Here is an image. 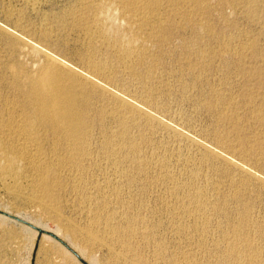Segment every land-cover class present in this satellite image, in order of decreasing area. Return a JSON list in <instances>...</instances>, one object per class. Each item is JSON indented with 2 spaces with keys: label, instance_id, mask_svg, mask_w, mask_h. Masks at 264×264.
Here are the masks:
<instances>
[{
  "label": "rangeland",
  "instance_id": "374dc122",
  "mask_svg": "<svg viewBox=\"0 0 264 264\" xmlns=\"http://www.w3.org/2000/svg\"><path fill=\"white\" fill-rule=\"evenodd\" d=\"M138 1L0 0V209L91 264H264V0ZM51 66L80 78L75 148L27 101ZM63 248L0 219V264H80Z\"/></svg>",
  "mask_w": 264,
  "mask_h": 264
},
{
  "label": "bare ground",
  "instance_id": "6f19581e",
  "mask_svg": "<svg viewBox=\"0 0 264 264\" xmlns=\"http://www.w3.org/2000/svg\"><path fill=\"white\" fill-rule=\"evenodd\" d=\"M102 1H104V0H102ZM106 1V0H105ZM107 1H109V0H107ZM112 0H110V2H111ZM128 1V0H127ZM97 2V1H96ZM125 2V1H124ZM137 2L138 3H140V1H138L137 0ZM88 3V2H87ZM86 3V4H87ZM99 3V2H98ZM100 3H101V1H100ZM100 3H99V5H100ZM104 3V2H103ZM107 3V2H106ZM109 3V2H108ZM126 3V2H125ZM133 3H135V2H133V0H132V4ZM89 4V3H88ZM93 4V3H92ZM91 4V5H92ZM95 4V3H94ZM110 4V3H109ZM131 4V3H130ZM145 4V3H144ZM97 5V4H96ZM102 5V4H101ZM105 5V4H104ZM134 5V4H133ZM137 5V4H136ZM136 5H134V6H136ZM139 5V4H138ZM138 5L136 6V7H138ZM93 6V5H92ZM95 6V5H94ZM113 6V5H112ZM125 6V5H124ZM140 6V5H139ZM86 7H87V5H86ZM89 7V6H88ZM88 7H87V11H90V9H88ZM91 7V6H90ZM97 8H98V6H96ZM103 7V6H102ZM106 7H107V5H106ZM129 7V6H128ZM94 8V7H93ZM96 8V9H97ZM104 8V7H103ZM102 8V9H103ZM108 8V7H107ZM114 8V7H113ZM148 8V7H147ZM150 8V7H149ZM95 9V8H94ZM99 9H101V8H99ZM129 9V8H128ZM134 9V8H133ZM138 9V8H137ZM98 10V9H97ZM104 10V9H103ZM102 10V11H103ZM132 10V8H130V11ZM135 10H136V8H135ZM96 11V10H95ZM102 11H100V12H102ZM106 11V10H105ZM107 11H109V12H111L110 10H107ZM106 11V12H107ZM134 11V10H133ZM99 12V13H100ZM105 12V13H106ZM88 13V12H87ZM93 13V12H92ZM130 13V12H129ZM89 14V13H88ZM102 14H104V13H102ZM107 14V13H106ZM116 14V13H115ZM99 15V14H98ZM87 16V15H86ZM100 16V15H99ZM98 16V17H99ZM105 17H99V20H98V23H99V25H98V28H96V29H98L97 30V33H98V36L99 37H102V38H104V42H106L105 40H108L109 41V43L110 42H114V45H113V43H112V45L114 46V48L115 47H117V49H118V52L122 55V56H125V57H129L130 58V56L132 55V54H134L135 52H136V48L134 47L135 45L133 44L132 45V42H131V40H130V42H126V43H121V44H119V43H117V41L115 40V39H113V36H111V35H113V34H111L110 35V33L108 32V30H109V27H105V21L107 20V16H109V15H104ZM81 17H83V16H81ZM88 17H90V16H88ZM92 17V16H91ZM95 17V16H94ZM97 17V18H98ZM84 19H85V17H83ZM83 18H82V22L84 21V23H85V21H87L86 19L85 20H83ZM97 18H95L96 20H97ZM89 19V18H88ZM91 19H93V18H91ZM90 19V20H91ZM109 19V18H108ZM110 20V19H109ZM115 20H116V18H115ZM80 21H81V19H80ZM111 21H113V18L110 20V22ZM143 21H144V19H143ZM151 21V20H150ZM81 22V24H83ZM90 22V21H89ZM93 22H95L94 20H93ZM92 21L90 22V23H93ZM97 22V21H96ZM109 22V21H108ZM112 23V22H111ZM80 24V25H81ZM86 25H88L89 23H85ZM108 24V23H107ZM106 24V25H107ZM136 24V23H135ZM149 24V23H148ZM152 24V23H151ZM93 25H95V24H93ZM92 25V26H93ZM96 25H97V23H96ZM134 25V24H133ZM89 26V25H88ZM108 26H110V24L108 25ZM129 26V25H128ZM81 27H83V26H81ZM106 28H107V30H106ZM94 29V28H93ZM83 30L85 31V29L83 28ZM87 30V29H86ZM95 30V29H94ZM88 31V30H87ZM87 31H85V32H87ZM90 31H92L91 30V28H90ZM110 31V30H109ZM95 32V31H94ZM111 32V31H110ZM151 32V31H150ZM149 32V33H150ZM88 33V32H87ZM86 33V34H87ZM92 34V32L90 33V35ZM96 35V34H95ZM94 35V36H95ZM98 37V38H99ZM86 38H89V37H86ZM92 38H94V37H92ZM95 38H96V36H95ZM114 38H115V36H114ZM117 39L119 40V38L117 37ZM130 39V38H129ZM89 40V39H88ZM95 39H92V41H94ZM99 40H101V38L99 39ZM102 41V40H101ZM100 41V42H101ZM102 41V42H103ZM89 42L90 41H88L87 43H88V45H90L89 44ZM95 42V41H94ZM100 42L98 43L99 45H100ZM124 42V41H123ZM134 42V41H133ZM96 43V42H95ZM92 44V43H91ZM138 44V43H137ZM93 45V44H92ZM94 45H96V44H94ZM103 45H105V44H103ZM108 46H110V44H107ZM111 45V46H112ZM91 46V45H90ZM89 46V47H90ZM101 46V45H100ZM99 46V47H100ZM90 48H92V47H90ZM90 48H89V50H90ZM95 48H98V46L97 47H95ZM110 48H112V47H110ZM113 49V48H112ZM111 49V50H112ZM92 50V49H91ZM91 50L89 51V52H91ZM95 50H97V49H95ZM109 50V49H108ZM110 50V51H111ZM116 50V49H115ZM114 50V51H115ZM98 51V50H97ZM96 51V52H97ZM113 51V50H112ZM138 51V50H137ZM94 52V51H93ZM119 53L117 54V55H119ZM139 53V52H138ZM91 55H92V52L90 53ZM95 54V53H94ZM140 54V53H139ZM138 54V55H139ZM147 54V53H146ZM135 55H136V53H135ZM141 55V54H140ZM88 56V55H87ZM94 56V55H93ZM117 57V56H116ZM132 57H134V56H132ZM142 57V56H141ZM87 58V57H86ZM90 58H92L91 56H90ZM95 58H96V56H95ZM118 58V57H117ZM120 58H121V56H120ZM93 59V58H92ZM97 59V58H96ZM125 59V58H124ZM127 59V58H126ZM134 59V58H133ZM100 59H98V61H99ZM113 60V59H112ZM131 60V59H130ZM138 60V59H137ZM142 60V59H141ZM94 61V60H93ZM96 61V60H95ZM94 61V62H95ZM108 61V60H107ZM91 62V61H90ZM89 62V63H90ZM97 62V61H96ZM95 62V63H96ZM99 62H101V61H99ZM99 62H98V64H99ZM110 62V61H109ZM122 62V61H121ZM120 62V63H121ZM126 61H123V63H125ZM93 63V62H92ZM94 63V64H95ZM103 63V62H102ZM130 63V62H129ZM144 63V62H143ZM104 64H105V62H104ZM122 64V63H121ZM125 64H127V63H125ZM93 65V64H92ZM103 65V64H102ZM128 65V64H127ZM126 65V66H127ZM94 66V65H93ZM124 66V65H123ZM130 66H131V64H130ZM95 67H97V64H95ZM99 67V66H98ZM97 67V68H98ZM72 68V67H71ZM123 68H125V67H123ZM67 69V68H66ZM90 69V68H89ZM94 69V68H93ZM96 69V68H95ZM111 69V68H110ZM108 70V69H107ZM93 71V70H92ZM64 72V71H63ZM104 72V71H103ZM103 72H101V73H103ZM106 72V71H105ZM73 73H74V71H73ZM73 73L71 72V73H69L68 75H65V74H62V73H60L59 72V70L57 69V67L56 66H51V67H49V68H46L45 67V69L44 70H42L41 71V73L38 75V76H30L29 77V79H30V81H31V86H30V82H29V85L28 86H30V90L28 91V97L27 98H29L27 101L29 102V100H30V105L33 107V115H32V118L34 119V120H38V122L39 123H41L42 125H44L45 127H47V128H53V129H55L56 131L57 130H62L63 131V133L65 132L66 134H67V136L70 138V140L69 141H71L72 140V142H69L70 144H72L73 142V147L75 148L76 146H77V144H79L80 145V143H82V142H79V143H77L78 141H80V140H82V138H84L85 136L84 135H86L87 133H86V131H87V129H89L88 128V125H87V119L88 118H86V113L82 110V108H80L79 107V105H78V100H79V98H80V95H81V93H79L78 92V89H79V86H78V80L80 79L79 77V79L78 80H76L75 78H74V75H73ZM91 73V72H90ZM111 73V72H110ZM76 74V73H75ZM101 75L100 73H97V75ZM30 75H32V74H30ZM88 75H90V74H88ZM91 75H93V72H92V74ZM94 75H96L95 73H94ZM108 75V74H107ZM113 75V74H112ZM103 76V75H102ZM82 77V76H81ZM97 77H99L100 78V76H97ZM28 78V77H27ZM86 78V77H85ZM91 78V77H90ZM89 78V79H90ZM99 78H95L96 80L97 79H99ZM103 78V77H102ZM101 78V79H102ZM112 78V77H111ZM92 79V78H91ZM94 79V78H93ZM107 80V79H106ZM83 80H81L80 82H82ZM87 81H88V79H87ZM18 82V81H17ZM88 82H90V80L88 81ZM87 82V83H88ZM93 82V81H92ZM99 83H101V82H99ZM15 85H17L16 84V81H15V83H14ZM85 84V83H84ZM93 84V83H92ZM81 85H82V83H81ZM83 86V85H82ZM85 86V85H84ZM88 86H89V83H88ZM87 86V87H88ZM95 86V85H94ZM22 88V87H21ZM86 88V87H85ZM84 88V89H85ZM87 89V88H86ZM85 89V90H86ZM81 91H82V89H81ZM104 91V90H103ZM88 92V91H87ZM86 92V93H87ZM20 93V92H19ZM94 94V93H93ZM98 94V93H97ZM113 95V94H112ZM121 95V94H120ZM116 97V96H115ZM124 98V97H123ZM122 98V99H123ZM121 99V100H122ZM118 100V99H117ZM124 100H125V98H124ZM130 101V100H129ZM146 101V100H145ZM117 102V101H116ZM122 102V101H121ZM143 102V101H142ZM26 103V102H25ZM86 103V102H85ZM118 103H120V101L118 102ZM145 104H146V102H144ZM148 103V102H147ZM123 104V103H122ZM121 104V105H122ZM126 104H127V102H126ZM135 104V103H134ZM29 105V104H28ZM109 105V104H108ZM125 105V104H124ZM131 105V106H130ZM129 105V103H128V105L127 106H130V107H132V109H134L135 107H136V105H135V107L134 106H132V102H131V104ZM144 105V104H143ZM142 105V106H143ZM148 105H149V103H148ZM30 106V107H31ZM86 106V105H85ZM87 106H88V104H87ZM145 106V105H144ZM124 107V106H123ZM129 107V108H130ZM90 108V107H89ZM149 108V107H148ZM2 109V108H1ZM32 109V108H31ZM126 109H128V108H126ZM136 109V108H135ZM107 110V109H106ZM113 110V109H112ZM140 110V109H139ZM86 111V110H85ZM103 111V110H102ZM113 111H115V110H113ZM122 111V110H121ZM125 111H127V110H125ZM130 111V110H129ZM143 111V110H142ZM150 111V110H149ZM90 112V111H89ZM107 112H109V111H107ZM132 112V111H131ZM136 112V110L134 111L133 110V115L134 114H136L135 113ZM122 113V112H121ZM88 114V113H87ZM107 114H109V113H107ZM127 114H129V113H127ZM126 114V115H127ZM131 114V113H130ZM89 115V114H88ZM95 115V114H94ZM118 115V114H117ZM132 115V116H133ZM12 116V115H11ZM10 116V117H11ZM31 116V115H30ZM103 116V115H102ZM135 116V115H134ZM13 117V116H12ZM90 117V116H89ZM123 117V116H122ZM121 117V118H122ZM139 117V116H138ZM29 117H27L26 119H28ZM136 118V117H135ZM11 120H12V118H11ZM14 120V119H13ZM89 120L91 121V119L89 118ZM121 120V119H120ZM119 120V121H120ZM36 121H34V123L36 122ZM26 122V121H25ZM124 122V121H123ZM137 122V121H136ZM27 123H30V121H29V119H28V122ZM32 123V122H31ZM30 123V126H34L33 124H31ZM91 122H88V124H90ZM126 123V122H125ZM133 124V123H132ZM29 125V124H28ZM27 125V126H28ZM91 125V124H90ZM90 125H89V127H90ZM123 125V124H122ZM125 125H127V124H125ZM125 125H123L124 127H125ZM26 126V125H25ZM36 126H37V123H36ZM132 126V125H131ZM24 127V126H23ZM31 127V128H32ZM31 128H30V130H28V131H31ZM132 129V128H131ZM22 130H25L24 128L22 129ZM27 131V132H28ZM24 132V131H23ZM26 132V131H25ZM53 132V131H52ZM59 133H61V131L59 132ZM86 133V134H85ZM55 134H57V132L55 133ZM66 134H63V135H66ZM91 135V134H90ZM91 138V137H90ZM86 139V138H85ZM125 139V138H124ZM1 140V139H0ZM89 140V139H88ZM4 141V140H3ZM83 141H85V140H83ZM5 142H7V141H5ZM37 142V141H36ZM4 143V142H3ZM109 143V142H108ZM107 143V144H108ZM7 144V143H6ZM5 143H4V145H6ZM10 144V143H9ZM57 144V143H56ZM89 144V143H88ZM3 145V146H4ZM29 145V144H28ZM84 145H85V143H84ZM105 145V144H104ZM2 142L0 141V148L2 149ZM7 146H8V144H7ZM70 146V145H69ZM107 146V145H106ZM134 146V145H133ZM4 147H6V146H4ZM79 147V146H78ZM78 147H77V149H78ZM83 147V146H82ZM81 147V148H82ZM86 147H88L89 148V146H86ZM80 148V147H79ZM81 148H80V150H81ZM85 148V147H84ZM7 149V148H6ZM69 149V148H68ZM3 150V149H2ZM8 150V149H7ZM28 150V149H27ZM37 150V149H36ZM70 150V149H69ZM69 150H68V152H69ZM112 150V149H111ZM129 150V149H128ZM38 151V150H37ZM86 151H87V149H86ZM113 151V150H112ZM27 152V151H26ZM129 152V151H128ZM40 153H41V151H40ZM70 153V152H69ZM84 153V152H83ZM135 153V152H134ZM28 154V153H27ZM71 154V153H70ZM82 154V153H81ZM80 154V155H81ZM87 154H88V151H87ZM90 154V153H89ZM92 154V153H91ZM76 155V154H75ZM38 156V155H37ZM73 156H74V154H73ZM81 156H83V154L81 155ZM35 157V156H34ZM76 157H77V155H76ZM75 157V158H76ZM87 157V156H86ZM74 159V158H73ZM72 159V160H73ZM141 160V159H140ZM32 161V160H31ZM75 161H77V160H75ZM12 162V161H11ZM36 162V161H35ZM74 162V161H73ZM78 162H81V161H79L78 160ZM88 162V161H87ZM33 163V162H32ZM82 163V162H81ZM76 164V163H75ZM38 166V165H37ZM80 166V165H79ZM11 167V166H10ZM39 168V167H38ZM47 168V167H46ZM41 169V168H40ZM46 170V169H45ZM40 171V170H39ZM43 172H44V170H43ZM41 174H43V173H41ZM40 174V175H41ZM48 174V173H47ZM44 175V174H43ZM49 177V176H48ZM41 181H44L43 179L41 180ZM41 183V182H40ZM46 184H47V182H46ZM45 184V185H46ZM86 184V183H85ZM77 186V185H76ZM42 187V186H41ZM45 187V186H44ZM44 190H45V188H44ZM42 193H44V192H42ZM202 194V193H201ZM44 195H46V194H44ZM200 195V194H199ZM53 196V195H52ZM196 198V197H195ZM2 210V209H1ZM4 211H6V212H8V213H12V211H10V210H7V209H3ZM0 219H5V220H7V218H4V217H2V216H0ZM25 219V218H24ZM27 220V219H26ZM31 222V221H30ZM33 223V222H32ZM34 224V223H33ZM36 225V224H35ZM38 226V225H37ZM38 227H40V226H38ZM40 228H42V227H40ZM43 229H45V228H43ZM47 230V229H46ZM53 232V231H52ZM35 233H37L36 231H35ZM55 233V232H54ZM57 235L59 234V233H56ZM42 235H44V234H42ZM60 235V234H59ZM58 235V236H59ZM46 237H49V236H47L46 235ZM61 237V236H60ZM62 238V237H61ZM52 239V238H51ZM63 239V238H62ZM68 243V242H67ZM69 244V243H68ZM60 245V244H59ZM70 245V244H69ZM71 247H72V245H70ZM74 246V245H73ZM62 247V246H61ZM75 247V246H74ZM73 248V247H72ZM63 249H65V248H63ZM74 249V248H73ZM75 250V249H74ZM237 250V249H236ZM67 251V250H66ZM75 251H77V250H75ZM68 252V251H67ZM78 252V251H77ZM234 252V251H233ZM68 253H70V252H68ZM78 254L83 258V256L78 252ZM70 255H72V254H70ZM238 257V256H237ZM73 258H74V256H73ZM76 259V258H75ZM74 259V260H75ZM87 261V260H86ZM88 262V261H87ZM88 263H90V262H88ZM91 264V263H90Z\"/></svg>",
  "mask_w": 264,
  "mask_h": 264
},
{
  "label": "water",
  "instance_id": "95a60500",
  "mask_svg": "<svg viewBox=\"0 0 264 264\" xmlns=\"http://www.w3.org/2000/svg\"><path fill=\"white\" fill-rule=\"evenodd\" d=\"M0 216L7 218L9 220L15 221L23 226H26L27 228L34 230L37 232V234L39 236H41L42 234L47 235L49 237H51L53 240H55L56 242H58L62 247H64L68 252H70L75 258L76 260L80 263V264H90L88 263L84 258H82L77 251H75L64 239H62L60 236H58L56 233L50 231V230H46L43 228L38 227L37 225L33 224L32 222L19 217L17 215L8 213L4 210L0 209Z\"/></svg>",
  "mask_w": 264,
  "mask_h": 264
}]
</instances>
